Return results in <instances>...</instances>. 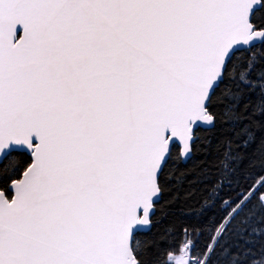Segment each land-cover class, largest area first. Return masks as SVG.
I'll return each instance as SVG.
<instances>
[{
	"label": "snow or ice",
	"instance_id": "6c2138e0",
	"mask_svg": "<svg viewBox=\"0 0 264 264\" xmlns=\"http://www.w3.org/2000/svg\"><path fill=\"white\" fill-rule=\"evenodd\" d=\"M262 7L264 0H0V159L29 158L0 176V264H146L136 234L151 224L162 175L174 173H164L170 142L181 146L175 160L191 158L194 127H215L207 109L221 85L225 171L243 159L235 148L255 142L248 125L238 127L236 108L245 89L264 96V74L251 77L256 53L243 66L232 57L239 46L264 43L254 19ZM254 155L264 170V140ZM259 188L264 178L224 202L225 223L203 259L189 258V241L157 264H210L217 248L225 264H264V250L232 253L222 242L229 231H247L245 243L264 236V227H251L264 213V192L248 206Z\"/></svg>",
	"mask_w": 264,
	"mask_h": 264
},
{
	"label": "trees",
	"instance_id": "16d2710c",
	"mask_svg": "<svg viewBox=\"0 0 264 264\" xmlns=\"http://www.w3.org/2000/svg\"><path fill=\"white\" fill-rule=\"evenodd\" d=\"M254 19L257 24L264 25V7L255 13ZM252 53H256L259 59V63L255 65L251 73L252 79H256L264 74V43H257L250 50H237L232 57V62L246 65ZM222 88L223 85L217 89L213 95V102L207 109L208 113L215 118V127L211 129L198 127L195 130L196 139L192 144L191 158L186 162L175 160L179 156V147L175 144L171 146L172 158L165 165L164 173L167 174L170 169H174V173L169 179H165V175H162L161 180L166 187L155 204L150 228L136 234V239L141 241L142 247L146 246L149 252L147 257H141L146 260V264H157L159 257L167 260L169 252L177 255L180 245L186 241L187 243L191 241L189 258L199 255L203 259V254L211 243V236L216 235V227L225 223L227 211L224 210V202L238 201L247 196L250 191L259 186L261 178H264V170L259 163V158L254 155L257 146L264 140V113L256 112L257 106L264 101V96H261L258 89L244 90L240 104L236 108V111L244 117L238 127L248 125L249 130L255 135V142L249 144L247 148H235L234 154L239 153L243 159L230 161L232 170L225 171L220 164V160L223 159V150L219 148V142L222 138V129L228 127L222 122V112L228 100L222 95ZM227 135L233 136L234 133L229 132ZM235 143L239 144L240 141L237 140ZM251 160L257 161L255 166H250ZM14 161L21 165L22 170L27 166L29 158L16 153L4 158L0 162V176L6 169L12 167ZM260 192H264V188H259L249 207L256 203ZM262 216L264 213L257 212L251 227H264ZM234 226L235 221L229 224L228 228L231 230ZM169 228L173 229L172 234L167 232ZM209 228L211 231H208ZM185 230H187V236H185ZM242 236L243 238L241 234L229 231L226 241L222 242L232 253L244 249L252 250L254 253L264 250V236L253 237L251 243H245V239L248 238L247 231H243ZM176 238L179 243L176 242ZM218 253H220L219 248L213 253L210 264H225L226 258H221Z\"/></svg>",
	"mask_w": 264,
	"mask_h": 264
},
{
	"label": "water",
	"instance_id": "95a60500",
	"mask_svg": "<svg viewBox=\"0 0 264 264\" xmlns=\"http://www.w3.org/2000/svg\"><path fill=\"white\" fill-rule=\"evenodd\" d=\"M21 35H22V29H21ZM258 43H259V42H258ZM256 44H257V43H256ZM240 49H246V46H239V47H238V50H240ZM198 123H199V122H198ZM197 128H198V127H194V133H195V130H196ZM174 144L177 145V146L179 147V153H180L181 146H180L179 142L176 141ZM170 145L172 146L173 143L170 142ZM2 160H3V159H0V162H1ZM182 162H185V161H182ZM140 214H141V215L143 214V213H142V210H141ZM152 214H153V213H152ZM151 216H152V215H151ZM150 225H151V224H150ZM149 228H150V226H144L143 230L138 231V232H145V231H147Z\"/></svg>",
	"mask_w": 264,
	"mask_h": 264
},
{
	"label": "rangeland",
	"instance_id": "374dc122",
	"mask_svg": "<svg viewBox=\"0 0 264 264\" xmlns=\"http://www.w3.org/2000/svg\"><path fill=\"white\" fill-rule=\"evenodd\" d=\"M186 243H187V241H186ZM179 254V252L177 253V255Z\"/></svg>",
	"mask_w": 264,
	"mask_h": 264
}]
</instances>
